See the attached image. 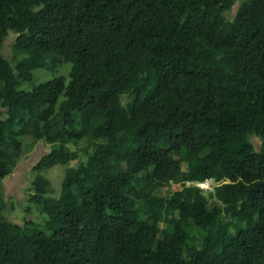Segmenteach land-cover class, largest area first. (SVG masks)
Instances as JSON below:
<instances>
[{
	"label": "trees",
	"instance_id": "16d2710c",
	"mask_svg": "<svg viewBox=\"0 0 264 264\" xmlns=\"http://www.w3.org/2000/svg\"><path fill=\"white\" fill-rule=\"evenodd\" d=\"M28 136L42 223L7 217ZM0 264H264V0H0Z\"/></svg>",
	"mask_w": 264,
	"mask_h": 264
},
{
	"label": "rangeland",
	"instance_id": "374dc122",
	"mask_svg": "<svg viewBox=\"0 0 264 264\" xmlns=\"http://www.w3.org/2000/svg\"><path fill=\"white\" fill-rule=\"evenodd\" d=\"M13 37L14 35L8 38L3 49L4 54L8 57L12 56ZM70 68L71 63H64L57 72L46 68H36L33 70V78L31 80H21L20 88L30 89L34 84L48 80L56 75H68ZM255 141L259 144V139ZM24 142L26 144L25 150L17 166L3 180V188L8 202L7 217L20 223L25 220L42 223L44 214L36 203L29 202V196L32 192L31 180L36 175L32 170L33 165L49 150L50 144L32 138L31 136L25 137ZM31 142L35 143L31 146ZM184 167H186V164H184ZM65 169L66 165L57 164L44 171V174L50 180V186L53 188L51 195L54 197L60 195ZM201 186H204V189L211 190L214 186V182L210 181L205 184L203 183ZM181 187L182 186L179 184L172 183L159 188L158 193L167 196ZM29 204L32 206V209L26 211L25 208H27ZM214 205H221V203L219 200L212 198L207 208L211 209Z\"/></svg>",
	"mask_w": 264,
	"mask_h": 264
},
{
	"label": "clouds",
	"instance_id": "9594fccd",
	"mask_svg": "<svg viewBox=\"0 0 264 264\" xmlns=\"http://www.w3.org/2000/svg\"><path fill=\"white\" fill-rule=\"evenodd\" d=\"M205 184V183H207V182H199L198 184L201 186V184ZM202 187H204V186H202Z\"/></svg>",
	"mask_w": 264,
	"mask_h": 264
}]
</instances>
